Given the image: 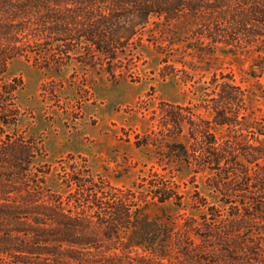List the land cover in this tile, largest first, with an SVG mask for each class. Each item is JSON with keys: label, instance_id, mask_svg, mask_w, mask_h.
Masks as SVG:
<instances>
[{"label": "trees", "instance_id": "16d2710c", "mask_svg": "<svg viewBox=\"0 0 264 264\" xmlns=\"http://www.w3.org/2000/svg\"><path fill=\"white\" fill-rule=\"evenodd\" d=\"M153 18L172 33L170 43L186 42L204 55L218 48L255 54L264 62V0H0V264H264L263 241L242 231L248 222L264 224L263 149L213 133L218 127L235 135L245 122L227 85L210 122H189L192 153L183 145L171 153L195 175H205L209 188H227L231 198L240 194L241 213L219 220L209 209L210 223L188 220L175 233L149 221L141 207L147 198L179 205L174 184L161 177L145 191L117 189L70 159L60 165L54 190L45 184L47 169L35 163L41 146L7 132L23 116L22 81L6 79L13 59L55 72L64 61L106 63L110 75L120 57L132 58ZM168 118L175 136L182 121Z\"/></svg>", "mask_w": 264, "mask_h": 264}, {"label": "rangeland", "instance_id": "374dc122", "mask_svg": "<svg viewBox=\"0 0 264 264\" xmlns=\"http://www.w3.org/2000/svg\"><path fill=\"white\" fill-rule=\"evenodd\" d=\"M156 23L155 18L150 20L141 46L132 58L120 57L110 75L106 63L88 67L64 61L66 66L55 72L38 69L31 59H13L6 79L22 81L18 104L23 116L7 132L41 146L35 163L47 169L45 184L54 190L60 188V165L67 167L70 159L117 189L145 191L148 182L161 177L174 184L181 196L179 205L147 198L141 207L149 221L175 233L188 220L210 223L214 212L219 220L241 213L240 194L231 198L227 188H209L212 182L205 175H195L171 151L174 145H183L192 153L195 141L189 122L203 126L210 122L211 108L227 85L231 89L224 91L238 101L239 119L245 115V122L235 135L218 127L213 133L219 140L229 136L241 147L260 146L264 152V137L256 135L257 131L264 135V62L255 54L218 48L204 55L186 42L170 43L172 33ZM170 116L182 121L175 136ZM246 227L244 237L263 241L264 260V224L248 222Z\"/></svg>", "mask_w": 264, "mask_h": 264}]
</instances>
